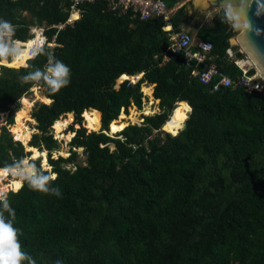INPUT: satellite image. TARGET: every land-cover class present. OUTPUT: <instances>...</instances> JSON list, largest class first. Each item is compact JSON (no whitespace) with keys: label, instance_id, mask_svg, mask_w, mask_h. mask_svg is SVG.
<instances>
[{"label":"trees","instance_id":"obj_1","mask_svg":"<svg viewBox=\"0 0 264 264\" xmlns=\"http://www.w3.org/2000/svg\"><path fill=\"white\" fill-rule=\"evenodd\" d=\"M163 1L175 7L172 30L185 26L190 0ZM63 5L61 0H0V20L14 26L12 37L24 40L23 46L28 26L43 24L48 42L55 31L48 26L67 15ZM79 7V18L56 32L57 45L42 46L71 69L68 86L52 94L21 81L46 64L39 51L0 65V169L26 160L31 150L41 164H30L41 170L49 165L57 175L50 186L61 192L57 197L35 191L26 181L18 191L16 184L5 189L22 250L36 264H264V96L240 88L210 91L189 74L182 52L166 49L159 17L117 15L104 2ZM229 29L230 17L219 10L195 34L211 42L218 71L233 77L239 70L224 52L233 34ZM140 73L133 83L116 82ZM143 82L150 84L141 88L147 103L140 112L129 108L125 114L130 103L140 108ZM38 86L45 97L31 117L26 114L35 132L27 128L12 139L8 130L18 126L15 112L26 107L23 96ZM156 102L160 112L147 115ZM177 103L173 112L179 119L190 112L182 121L168 122ZM141 113L147 116L140 124H128L139 122ZM71 119L77 128L68 126V143L82 148L84 164L72 163L77 154L70 148L65 157L50 156L58 148L55 124L66 127Z\"/></svg>","mask_w":264,"mask_h":264},{"label":"built area","instance_id":"obj_2","mask_svg":"<svg viewBox=\"0 0 264 264\" xmlns=\"http://www.w3.org/2000/svg\"><path fill=\"white\" fill-rule=\"evenodd\" d=\"M64 10L67 11V15L62 22L56 24H51L48 27L54 28L55 31L51 34L48 42L46 35L44 33L43 24H30L28 26V38L31 40V44L28 52L32 55L30 58L34 57L38 50L47 42V44L57 45L55 42V34L58 30L62 29L66 25H72L74 20L78 19L80 16L81 8L79 7L84 3L93 2H104L108 8L117 15L130 13V16L137 17L138 19H147L151 17H159L163 21L162 29L166 32L168 36V47L171 52H182L183 61L185 66H191L189 74L195 76L197 80L205 85L209 86L210 91H217L221 87L240 88L246 92H258L260 95L264 96V79L259 78L257 75L259 72L250 58L243 52V50L236 44H232L225 48L224 52L229 61L234 64L239 72L233 77H229L218 71L216 65L211 61L212 56L210 55L211 42L204 39H193L189 34V31L183 28L173 31L170 25V15L173 8H168L163 0H61ZM36 29V32H33ZM42 30V31H40ZM25 39V40H26ZM5 42L14 43L20 42V47L23 46L24 40H18L12 37V34L0 38ZM238 56H235V54ZM11 57H9L10 59ZM168 58L167 55H163V60ZM26 59H29L28 57ZM25 59V60H26ZM217 77L214 82L212 78ZM143 97V96H142ZM132 108L136 107L130 103ZM129 107V106H128ZM127 107V108H128ZM157 110H153L152 114L159 113L160 110L158 106ZM122 110V108L120 109ZM142 114V113H141ZM146 115L142 114L141 116ZM141 119L137 124L141 123ZM160 129V128H159ZM180 129V128H179ZM178 129V130H179ZM177 130V131H178Z\"/></svg>","mask_w":264,"mask_h":264},{"label":"clouds","instance_id":"obj_3","mask_svg":"<svg viewBox=\"0 0 264 264\" xmlns=\"http://www.w3.org/2000/svg\"><path fill=\"white\" fill-rule=\"evenodd\" d=\"M13 31L14 26L10 22L0 20V38L11 34ZM36 31V29H33V32ZM54 47V44L48 45V49ZM38 51L46 55V64L43 68L35 67L28 71L27 74L21 77V81L25 84L42 85L46 87L49 92L55 94L70 83L71 69L64 62L57 59L51 50L45 51V49L41 47ZM21 54H24L28 58L32 55L30 52L20 49V42L9 43L0 40V65H7L9 63V57L15 59ZM23 67L31 68L27 63L23 64ZM121 111H123V109L119 112ZM45 172H47V174H45ZM9 173L18 177L21 182L17 184L19 187H16V191H18L19 188L23 186V182L26 181L28 187L32 190L50 193L57 197L61 195L58 187L50 186L49 182L56 180L57 175L47 166H45L44 170H41L38 169L35 164L21 161L13 166L0 169V176H7ZM15 221V210L9 204L7 192L5 189L0 188V264H24V262H27V264H36V261L22 250L19 239L21 230L14 226ZM55 264H63V262L61 260H56Z\"/></svg>","mask_w":264,"mask_h":264},{"label":"water","instance_id":"obj_4","mask_svg":"<svg viewBox=\"0 0 264 264\" xmlns=\"http://www.w3.org/2000/svg\"><path fill=\"white\" fill-rule=\"evenodd\" d=\"M193 3L195 11L201 8L209 13L212 10L213 12L208 14L209 18L219 10L226 12L233 28L229 31L231 34L237 33L232 42L228 40L229 44L236 43L257 68L259 72L257 76L264 79V0H193ZM189 112L190 110L187 115ZM182 128L183 125L180 129ZM34 160L39 163L38 158ZM40 167L42 168L41 165Z\"/></svg>","mask_w":264,"mask_h":264},{"label":"rangeland","instance_id":"obj_5","mask_svg":"<svg viewBox=\"0 0 264 264\" xmlns=\"http://www.w3.org/2000/svg\"><path fill=\"white\" fill-rule=\"evenodd\" d=\"M182 1H185V0H180L179 2H178V4L179 3H181ZM188 9H190V14H189V16H191V18L190 17H187V19L189 20L187 23H186V25L184 26H181L180 28H184V29H186L187 27H188V29H186V30H188L189 31V34L193 37V39H195V38H197L196 36H195V30L197 29V27H199L200 25H209V18H208V14H211L213 11L211 10L209 13L207 12V10H205V11H203L201 8H199V9H197L196 11H195V7H194V3H193V0H190V6L188 7ZM194 15V16H193ZM22 16L26 19V20H28L29 19V14H27V13H25V12H23L22 13ZM233 29V28H232ZM237 34V33H236ZM234 32H233V34H232V36H230L229 38H228V40L230 39V41L232 42V40L234 39V37H235V35H236ZM136 79V78H135ZM134 80V79H133ZM143 83H146V82H143ZM144 85V84H143ZM38 87H40V86H38ZM38 87H36V88H33V90L30 92V93H28L27 94V99H29L30 101L33 99V95H32V93L34 92V90H36V91H38V94H39V99L38 100H36V101H34L32 104H31V106L29 107V109L27 110V112H26V114L29 116V117H31L30 116V112H31V110H32V108H33V106L35 105V104H37V103H42L41 102V99H43L45 96H44V92H43V88L42 87H40V88H38ZM141 87H142V85H141ZM151 89H152V84H151ZM139 91H140V86H139ZM140 93H141V95L143 96V97H141V106H140V108L139 109H135V108H133V109H135L136 111H138V112H140L141 110H142V107H143V103H147V99H148V97L147 96H144L143 94H142V92L140 91ZM24 100V99H23ZM25 101V100H24ZM26 102V101H25ZM157 102H158V100H157ZM157 102L156 103H153L152 105H150V110H151V113H153L155 110H157L156 109V107H157ZM44 103V102H43ZM26 104H27V102H26ZM20 104H18V100L16 101V104H15V107H17V106H19ZM24 108H26V107H24ZM129 108H132L131 107V105H129V107L128 108H126V110L124 111V113L125 114H128V111H129ZM20 109V108H19ZM18 109V110H19ZM18 110L15 112V120L17 119V117H16V113L18 112ZM154 110V111H153ZM160 110V109H159ZM2 113V112H1ZM151 113H149V114H147V115H150ZM3 114V117H4V120H5V115H4V113H2ZM27 115H26V118L25 119H21L19 116H18V114H17V116H18V119L20 120H16V123L18 122V126L17 127H19V128H15L13 131L11 130V132L8 130V128L6 127V126H4V127H6L7 128V130H8V132L11 134V138L12 139H15L14 137L15 136H19L24 130H26L27 128H29L30 130H31V134L33 133V132H35V130H33L34 128H33V125H34V122L33 121H31V120H29V119H27ZM63 115V114H62ZM141 115L142 114H138L137 116H139L140 118H141ZM147 115H144V116H147ZM168 115H170V113L168 114ZM61 116V115H60ZM81 116V115H80ZM61 117H63V118H65L66 116L65 115H63V116H61ZM168 117V116H167ZM139 118V119H140ZM27 119V120H26ZM141 121H142V119H141ZM72 125V128H77V124H72V119H71V121L66 125V127H64V129L62 130V132L60 133V135L58 134L57 136L58 137H56V140H57V142H58V148L56 149V150H54V151H51V154H50V156L52 157V158H54L55 156H57V155H60V156H63V157H65L67 154H68V150H69V148L70 149H72V150H75V152H76V158H75V160L72 162V163H80V164H84V153H83V151H82V148L81 147H77V148H73V147H71V146H69V143H68V140H69V138H68V133H69V130H68V126L69 125ZM81 125H82V127L83 128H85V130L86 131H90L89 129H87L86 127H84L83 126V122H82V117H81V123H80ZM128 124H137L136 122H129ZM182 125H183V123H182ZM16 130V131H15ZM160 132L158 133L159 134V138H163V136H164V130H162L161 129V127H160ZM49 131H50V133L52 134V136L54 135V132H53V130L52 129H50L49 128ZM16 132H19L18 134L16 133ZM55 133H56V131H55ZM17 134V135H16ZM63 134V135H62ZM169 134V133H168ZM15 135V136H14ZM170 135V134H169ZM110 137H118V136H116V134H113V135H109ZM109 147L110 148H112V145L111 144H109ZM29 152H30V155H28L27 157H26V160H27V162L28 163H31L34 159H32L31 158V150H29ZM35 152H39V151H37V150H35L34 151V153ZM40 153H41V155H43V154H45V152L44 153H42V150H40ZM35 155V154H34ZM44 159H45V155H44ZM61 165H63V166H65V167H67V168H73L72 167V164L71 163H67V162H62L61 163ZM45 166H47V165H45ZM45 166H44V168H45ZM48 167V166H47ZM10 177H5V179H4V177L3 176H0V188H3V189H9V188H12V189H14L15 187H14V185L12 184V183H14L15 182V184H18L19 182L18 181H14L13 179H18V177H15V176H13L11 173H9L8 174ZM15 190V189H14ZM7 191V190H6Z\"/></svg>","mask_w":264,"mask_h":264},{"label":"bare ground","instance_id":"obj_6","mask_svg":"<svg viewBox=\"0 0 264 264\" xmlns=\"http://www.w3.org/2000/svg\"><path fill=\"white\" fill-rule=\"evenodd\" d=\"M30 44H31V40H30V38H28L27 39V41H26V44H25V48H21L20 47V49L21 50H24V51H26V52H28V50H29V47H30ZM27 57L23 54L21 57H16L15 59L16 60H19V61H22V60H25ZM124 77V78H123ZM132 76H124V75H122L121 77H119V78H116V82L118 83V82H120V81H122L123 79H128L130 82L132 81V82H135L139 77H140V75H138V77L135 79L134 78V80L131 78ZM119 79V80H118ZM36 88V87H35ZM141 88H143L144 90H148L149 88H150V84H148V85H143L142 84V87H140V91H141ZM142 92V91H141ZM142 94H143V92H142ZM32 95H33V99L30 101L29 99H27V95H24L23 96V99L27 102V105H26V108H20L19 110H18V112L16 113V115L18 114V116L21 118V119H25L26 118V112H27V110L29 109V107L31 106V104L34 102V101H36V100H38L39 99V94H38V91H36V90H34V92L32 93ZM179 104H182V102H179ZM177 105H178V103L173 107V109L170 111V115H168V122H170L171 120H173V119H176V120H178V121H182V120H184L185 119V117H186V115H187V113L188 112H186L185 113V117H184V119H179V117H177L175 114H174V109L177 107ZM55 126H56V129H57V132H56V135H60V133L62 132V130L64 129V124L63 123H57V124H55ZM59 126V127H58ZM51 129V128H50ZM17 134L19 133V132H16ZM16 134V135H17ZM58 137V136H57ZM15 139H17V136H15L14 137ZM29 150V149H28ZM45 152V151H44ZM31 158H32V155H31ZM38 159H39V162H40V164H41V159H40V157H37ZM35 159V158H34ZM45 159H46V154H45ZM24 161H26V160H24ZM46 163H47V161H46ZM42 166V165H41ZM48 167H49V165H48ZM8 176V175H7ZM7 176H3L4 177V179H5V177H7ZM12 184H15V182L14 183H12ZM17 185V184H16Z\"/></svg>","mask_w":264,"mask_h":264},{"label":"crops","instance_id":"obj_7","mask_svg":"<svg viewBox=\"0 0 264 264\" xmlns=\"http://www.w3.org/2000/svg\"><path fill=\"white\" fill-rule=\"evenodd\" d=\"M186 1H188V0H185V1H182L181 3H179V4H177V5H181V4H183V3H185ZM175 8V7H174ZM174 8H173V10H174ZM189 14H190V9H187V17H190L191 18V16H189ZM194 16V15H193ZM209 18V17H208ZM210 19V18H209ZM184 29V28H183ZM186 29H188V27L186 28ZM189 30V29H188ZM196 31V30H195ZM195 34V33H194ZM195 36H196V34H195ZM197 37V36H196ZM193 38V37H192ZM195 39H199L198 37L197 38H195ZM229 43V42H228ZM140 75V74H139ZM144 84V83H143ZM144 85H148V83L147 84H144Z\"/></svg>","mask_w":264,"mask_h":264},{"label":"snow or ice","instance_id":"obj_8","mask_svg":"<svg viewBox=\"0 0 264 264\" xmlns=\"http://www.w3.org/2000/svg\"><path fill=\"white\" fill-rule=\"evenodd\" d=\"M184 107H186V106H184ZM177 114H178V116H180V118H182V116L180 115V113H179V110H177ZM59 127V126H58ZM16 187H19V185H16Z\"/></svg>","mask_w":264,"mask_h":264},{"label":"flooded vegetation","instance_id":"obj_9","mask_svg":"<svg viewBox=\"0 0 264 264\" xmlns=\"http://www.w3.org/2000/svg\"><path fill=\"white\" fill-rule=\"evenodd\" d=\"M211 18H212V17H211ZM211 18H210V19H211ZM210 19H209V20H210Z\"/></svg>","mask_w":264,"mask_h":264}]
</instances>
